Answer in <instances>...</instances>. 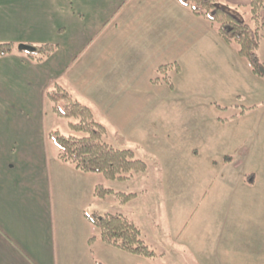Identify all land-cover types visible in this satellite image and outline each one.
<instances>
[{
  "label": "crops",
  "instance_id": "0c3cea01",
  "mask_svg": "<svg viewBox=\"0 0 264 264\" xmlns=\"http://www.w3.org/2000/svg\"><path fill=\"white\" fill-rule=\"evenodd\" d=\"M3 42L58 47L0 57V264H169L166 250L104 242L87 219L96 186L116 188L59 159L51 132L70 130L47 96L56 81L159 163L184 264H264V79L217 24L179 0H0Z\"/></svg>",
  "mask_w": 264,
  "mask_h": 264
},
{
  "label": "trees",
  "instance_id": "16d2710c",
  "mask_svg": "<svg viewBox=\"0 0 264 264\" xmlns=\"http://www.w3.org/2000/svg\"><path fill=\"white\" fill-rule=\"evenodd\" d=\"M179 2L191 8L196 15L217 24L220 36L228 43H236L239 46V54L249 63L252 72L264 79V61L259 56V48L264 42V0H249L248 5L235 7L221 0ZM242 6H249L253 24L245 22L239 14ZM57 47L52 43L17 45L14 42H3L0 43V57L19 50L26 52L35 61H43L55 52ZM173 68V65H164L159 67L158 71L171 83L169 73ZM47 96L53 102L57 115L68 121L70 130L69 133L60 129L51 132V138L59 147L58 157L61 161L72 163L83 172L101 174L106 181H125L147 171L148 162L138 157L134 149L116 147L105 140L108 128L97 118L94 108L78 98L62 82H54L47 89ZM216 106L219 109L224 108L217 104ZM255 108L257 106L245 107L243 113ZM231 160V156L225 157V162ZM94 194L98 200L116 194L122 203H127L136 196L135 192L116 191L105 183L98 184ZM86 217L99 228L104 242L150 259L159 255L143 238L140 226L126 214L89 210ZM97 264L105 263L98 261Z\"/></svg>",
  "mask_w": 264,
  "mask_h": 264
},
{
  "label": "rangeland",
  "instance_id": "374dc122",
  "mask_svg": "<svg viewBox=\"0 0 264 264\" xmlns=\"http://www.w3.org/2000/svg\"><path fill=\"white\" fill-rule=\"evenodd\" d=\"M239 14L245 22L253 24L249 6H242ZM259 56L264 61V42L259 48ZM242 108H245V106H242ZM105 140L116 147L134 149L138 157L144 158L148 162L149 168L147 171L137 174L130 181L108 182L109 185L116 188V191L139 193L138 198L122 203L116 194H111L91 210L105 211V213L125 212L142 228L143 238L148 243H152L159 254L165 250L168 252L169 255L162 262L175 264L174 261L178 260V262L182 261V264L186 263L188 258L183 255L182 250H177L179 248L175 247L166 236L163 187L160 180L159 163L155 159L148 157L145 153L146 151L144 152L133 142H128L125 137H119L118 133L111 129L105 135ZM97 229L99 231L98 227Z\"/></svg>",
  "mask_w": 264,
  "mask_h": 264
}]
</instances>
